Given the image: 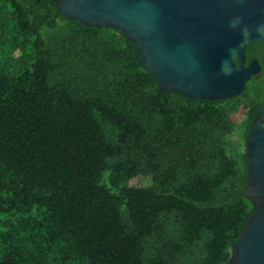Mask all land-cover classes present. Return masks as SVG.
Instances as JSON below:
<instances>
[{"label":"trees","instance_id":"trees-1","mask_svg":"<svg viewBox=\"0 0 264 264\" xmlns=\"http://www.w3.org/2000/svg\"><path fill=\"white\" fill-rule=\"evenodd\" d=\"M263 101L264 68L237 96L193 99L122 31L0 0V264H230Z\"/></svg>","mask_w":264,"mask_h":264},{"label":"water","instance_id":"water-1","mask_svg":"<svg viewBox=\"0 0 264 264\" xmlns=\"http://www.w3.org/2000/svg\"><path fill=\"white\" fill-rule=\"evenodd\" d=\"M52 1L66 17L122 31L158 83L186 97L237 96L262 70L256 58L246 64V51L264 42V0ZM245 155L244 193L256 209L232 248L230 264H264V108L249 128Z\"/></svg>","mask_w":264,"mask_h":264},{"label":"flooded vegetation","instance_id":"flooded-vegetation-1","mask_svg":"<svg viewBox=\"0 0 264 264\" xmlns=\"http://www.w3.org/2000/svg\"><path fill=\"white\" fill-rule=\"evenodd\" d=\"M254 43H256V42H254ZM261 43L262 44L254 46L253 49L250 51V54H249V51H248L249 45L247 46V51H246L247 52L246 53L247 61H246V64H249L252 59L256 58V59H258L259 63L262 66V70H261V72H262L263 68H264V42H261ZM251 44H253V43H251ZM261 72H260V74H261ZM262 108H264V101H263ZM247 113H248V109L247 108H243V116H245Z\"/></svg>","mask_w":264,"mask_h":264},{"label":"rangeland","instance_id":"rangeland-1","mask_svg":"<svg viewBox=\"0 0 264 264\" xmlns=\"http://www.w3.org/2000/svg\"><path fill=\"white\" fill-rule=\"evenodd\" d=\"M238 119H242L243 113L237 115ZM233 139L238 140V136L236 134L233 135ZM150 183L149 176H139L132 180L133 185H148Z\"/></svg>","mask_w":264,"mask_h":264}]
</instances>
